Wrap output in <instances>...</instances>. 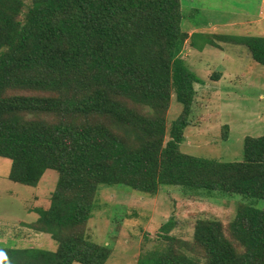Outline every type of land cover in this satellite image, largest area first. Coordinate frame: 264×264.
Listing matches in <instances>:
<instances>
[{
    "label": "trees",
    "instance_id": "1",
    "mask_svg": "<svg viewBox=\"0 0 264 264\" xmlns=\"http://www.w3.org/2000/svg\"><path fill=\"white\" fill-rule=\"evenodd\" d=\"M183 17L181 0H0V157L15 183L58 177L48 205L28 210L56 250L0 245V264H105L110 248L87 234L102 185L243 203L225 235L196 221V249L163 235L173 244L137 264H264V135L244 138L239 161L180 151L202 83L181 57ZM222 38L264 65V37ZM172 95L182 111L168 128Z\"/></svg>",
    "mask_w": 264,
    "mask_h": 264
},
{
    "label": "rangeland",
    "instance_id": "2",
    "mask_svg": "<svg viewBox=\"0 0 264 264\" xmlns=\"http://www.w3.org/2000/svg\"><path fill=\"white\" fill-rule=\"evenodd\" d=\"M261 1L182 0V29L197 30L183 45L181 57L202 83L195 86L191 125L184 131L181 152L239 161L244 138L264 135V65L251 58L246 46L222 38L258 34L247 22L264 10ZM24 2L29 4V0ZM181 111L172 95L166 114L168 128ZM10 167L11 161L0 157V245L55 251L56 243L48 234L29 230L35 213L28 210L48 205L57 172L47 170L38 185L26 186L8 178ZM95 202L87 234L90 240L110 248L105 264H137L140 256L173 244L163 235L182 241L185 248L190 244L196 249L194 240L200 242L198 237L192 238L196 221L205 220L203 227L215 224L207 235H225L243 204L238 198L193 194L179 187L159 188L157 194L149 195L123 185L100 186ZM256 207L263 209L264 201H258ZM170 219L173 226L169 233L162 232Z\"/></svg>",
    "mask_w": 264,
    "mask_h": 264
},
{
    "label": "crops",
    "instance_id": "3",
    "mask_svg": "<svg viewBox=\"0 0 264 264\" xmlns=\"http://www.w3.org/2000/svg\"><path fill=\"white\" fill-rule=\"evenodd\" d=\"M183 1H186V0H183ZM188 2L190 1H193V0H187ZM183 2L181 0V6H182V10H183ZM261 4L263 5L264 4V0L261 1ZM254 21L253 20H250L247 22L248 24H250L251 26V29L254 31V28L258 31V34H255L253 33L252 35L256 36V35H259V36H263L264 37V10H261L257 16L253 17ZM238 23V22H237ZM260 24V25H259ZM197 30V28H189L188 30H186V33L188 35V39H193L194 38V34H195V31ZM206 36V35H205ZM192 37V38H190ZM196 44V43H195ZM196 47H198V45H196Z\"/></svg>",
    "mask_w": 264,
    "mask_h": 264
}]
</instances>
